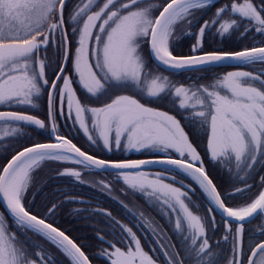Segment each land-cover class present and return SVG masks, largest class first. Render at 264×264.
Masks as SVG:
<instances>
[{
	"label": "snow or ice",
	"instance_id": "1",
	"mask_svg": "<svg viewBox=\"0 0 264 264\" xmlns=\"http://www.w3.org/2000/svg\"><path fill=\"white\" fill-rule=\"evenodd\" d=\"M67 0H0V105L27 104L35 108V99L41 95L42 87L48 89L50 124L56 143H36L19 151L0 171V198L7 210L15 217L21 230H34L70 258L71 264H91L88 256L63 231L33 215L24 203L32 173L46 160L75 162L86 168L101 170L115 169L117 175L132 188H150L163 196V203L173 212L179 211L175 227L181 230V218L187 225L192 250L196 256L207 255L211 246L206 238L205 222L190 211L185 199L190 198L180 188L136 171L151 164H169L191 176L207 197L209 219L214 223L212 209L224 214L225 230L233 240L232 257L228 264H243L245 222L256 216H264V190L244 206L230 207L225 200L251 188L245 182L244 188L233 192L225 191L223 196L203 165V159L185 131L181 120L167 112L146 106L131 95H116L110 102L99 107H86L77 96L73 83L89 97L107 95L114 88H130L141 96L159 99L175 97L177 107L188 113L193 127L206 130V147L214 162H227L245 175L254 168L258 159L264 158V69L257 73L230 71L207 86H172L168 77L155 76L149 79L142 55V45L147 42L153 58L166 69H198L210 64L233 60L244 65L264 63V47L245 48L240 51H202V40L207 29L218 24L217 34L226 35L237 31L241 24L237 19H225L228 12L247 21L243 35L250 28L264 34V3L256 5L253 0L221 6L210 21H204L195 34L196 43L191 45L193 55L177 56L170 50V41L179 39L174 35L179 24L191 27L195 12L212 6L213 0H161L158 6L141 0H97L99 10L90 11L93 0H87L83 7L71 14L78 33L76 47L69 48L68 31L65 27L64 9ZM102 3V6L99 4ZM158 11V15L154 14ZM78 17L80 18L78 20ZM184 30H181L183 34ZM188 35H193L191 32ZM59 36L58 62L51 84L45 78L46 62L40 59L41 52L47 57L50 40ZM51 66V62L48 63ZM71 68V75L68 68ZM59 82V83H58ZM53 93L60 104L61 114L65 106L67 113L79 123L86 135L89 128L85 123L87 112L92 128L111 150L119 149L122 140L128 150H148L160 153L164 159L112 161L98 159L81 151L72 140L56 135L57 125L51 111ZM178 102V103H177ZM0 121L24 122L45 129V121L23 112L0 111ZM9 127L2 135L18 132ZM91 140L92 136L88 135ZM94 143L96 141H93ZM180 158H169V151ZM190 157V160H189ZM199 165V167L197 166ZM61 175L80 180L81 172L65 169ZM264 184V177H261ZM56 205L48 211L53 213ZM110 215V213H107ZM238 226L233 230L231 223ZM134 242L127 251L113 246L105 252L111 264H156L145 252L140 239L132 228L122 226ZM229 237L224 236L227 240ZM246 264H264V242L249 248ZM34 257V258H33ZM43 253L30 252L14 233H10L0 221V264H44ZM170 264H183L178 254L169 257Z\"/></svg>",
	"mask_w": 264,
	"mask_h": 264
},
{
	"label": "trees",
	"instance_id": "2",
	"mask_svg": "<svg viewBox=\"0 0 264 264\" xmlns=\"http://www.w3.org/2000/svg\"><path fill=\"white\" fill-rule=\"evenodd\" d=\"M147 2L152 3L154 6H158L161 0H147ZM234 2L242 3L243 0H213L212 6L195 12V20L191 27L185 24H179L174 33L179 39L170 41V50H172L173 54L177 56L193 55L194 53L191 50V45L196 43L195 34L199 26L202 25L204 21L212 20L214 13L221 6L230 5ZM253 3L260 5L264 3V0H253ZM141 4L142 6H147L145 0H141ZM154 14L158 15V11ZM224 18L237 19L241 24V28L237 31H230V34L226 35L217 34L218 24L207 29L202 40V51H198L196 54L202 55L204 52L212 51L233 52L245 48L264 46V34L256 32L252 28L243 35L240 34L243 31V25L246 24L247 21L240 20L237 15L230 12L226 13ZM182 29L184 30L183 34H181ZM188 32H191L193 35H188ZM56 39L60 41L59 36H56ZM59 44L60 42L57 44V49ZM143 45L148 51V43L144 42ZM147 54L149 57L148 52ZM149 64L151 70L158 68L159 71L166 75L165 77H168L172 86H178V81L183 78V86L186 87L197 85L207 86L212 84L215 78L212 73L215 71L224 73V71L239 68L255 74L261 69H264V63L257 62L250 66L238 64L229 68L210 67L175 73L163 70L157 67L153 62ZM255 86L264 87L258 83ZM174 99L175 97H166L165 101L162 100L160 107L176 114L182 120L183 125L186 126L185 129L189 131L192 139L194 135H197L200 142H203L204 145L200 148L204 153L203 165L222 196L225 191L233 192L236 188H244L245 182L247 185H251V188L244 193H238L226 199L225 203L227 206H244L255 199L259 192L264 190V184L261 183L260 179L264 177V158L258 159V162L255 164L254 168L249 171L248 175H245L244 171L235 170L234 167L227 162L212 161L209 159L206 148V137L208 135L206 130L200 127H193L191 120L188 118V113L177 107V104L173 103ZM197 128L198 131H196ZM26 131L27 130H24L22 137L24 147L32 144V138ZM9 144H14V141L10 140ZM9 144L7 145L9 146ZM3 146L4 143H0V171L9 160L8 157L3 155ZM203 147H205L206 150H203ZM139 158L147 157L141 156ZM105 159L122 160L115 158ZM71 163L72 162L55 160L44 161L40 167L31 174L32 179L28 191L25 194L24 203L25 207L31 213L55 225L75 240L88 256L92 264H111L105 252L113 251V246L121 247L125 251H127L130 246H133L132 240L122 227L124 223H130L140 230L142 234H145L146 237L144 239L148 244V249H150L145 251L153 257L156 264H170L169 257L173 256L174 253L178 254V258L183 261V264L197 263V256L192 250L190 240L186 239L190 234L187 228H184V233L186 234L180 233L175 227L174 221L168 220L169 217L167 214L169 216L173 215L169 207H163L156 201L155 203L151 198L144 197V194L142 195L135 190L127 189L121 182L113 180L112 176H117V173L109 174V180L112 184H116L123 192L137 200L142 208L154 217L155 221L158 223V228L154 230L147 226L143 216L140 215L139 212L132 211L107 191L94 187L81 179L76 180L72 176L61 175L60 173L71 166ZM141 172L148 173L147 171ZM149 173H161L164 175L166 173H172L178 176V178L187 182L196 190L197 197L200 199V204L203 206H210L201 188L188 176L173 170H157ZM53 204L56 205V208L53 213H50L48 209ZM194 211L195 213L199 212L197 214L201 216L205 222L206 238L211 246L210 253L204 256H208V260L209 258L214 260L215 264H228V260L232 257L233 240L231 234L225 230L224 222L222 221L221 226L218 224L215 225L208 217H203L204 215L202 213H204V211L202 212L201 209H195ZM107 213H110V215ZM18 231L24 236V246L28 250L30 248L31 252L44 254V264H71L70 258L41 233L34 230H21V228H19ZM244 232V248L245 246L250 247L248 243L250 240H255L253 244L264 241V218L262 216H257L246 223ZM224 236H228L229 238L225 240L223 239ZM248 252L244 250V263ZM207 259L202 263L207 264ZM172 264H174V261Z\"/></svg>",
	"mask_w": 264,
	"mask_h": 264
},
{
	"label": "flooded vegetation",
	"instance_id": "3",
	"mask_svg": "<svg viewBox=\"0 0 264 264\" xmlns=\"http://www.w3.org/2000/svg\"><path fill=\"white\" fill-rule=\"evenodd\" d=\"M69 2H72V0H68V3ZM78 4H80V7H83L84 4H86V0H80L79 3H78V0H76V5H78ZM68 19H69L68 17H65V27L68 31L67 39H68L69 45L70 44L76 45L77 39L75 37L78 36V33L73 32L72 29L77 27V23L74 21L68 22ZM50 40H54V43H50V45H49L50 50H51L50 53L47 54V57H45L44 53L41 52L40 57H39L40 59H45V62H46L45 78H47L49 80V84H51L52 80L54 79V71L53 70L56 69V67H57V64H55V59H57V62H58L57 44L60 42L59 40L56 39V37H54V38L50 37ZM147 52L149 53V47H148V51H147L146 47L144 45H142V55L147 62L151 63L152 62L151 57H150V55H149V57L147 56L148 55ZM53 59H54V65L52 63ZM49 62H51L50 67L47 66ZM68 71L71 75H73V76L75 75L74 73H72V70L70 67L68 68ZM228 71H230V70H227L224 72H228ZM212 75L215 76V78L212 81V83H214L216 80L222 78V76L224 74L222 72L215 71L214 73H212ZM178 83H179L178 87L183 85V78L181 80H179ZM72 86L76 90L77 96L81 99V103L84 104L86 107L102 106L103 104L110 102V99L114 98V96H116V95H131V96H134L136 99L140 100L141 103H144L148 107H152V108L157 109V110H159V109L166 110L165 108L160 107V105L162 104V100H164V101L166 100V97H164V96H162L159 99H152V98H147L146 96H141V95L137 94V92H135L133 89H130V88H114L111 91H109L107 95L100 96V97H89L84 92V90L79 87L78 82L74 81ZM35 104H36L35 108L31 107L30 105H26V106L19 105V106H17V105H13V104L9 105V106H6V105L0 106V111L23 112L25 114L37 116L39 119L44 120L45 125H46L45 129H39L38 127H36L34 125L26 124L24 122L11 121V122H8L6 124L4 121H0V132L5 131L9 127L19 129L18 132L10 134L9 137L5 136V137H3V139H0V143H4V146L2 148L4 150V152H3L4 156L11 158V157H13V155L15 153H17L18 151H20L21 149L24 148L23 143H22V137L24 134V130H27L26 132L28 134H30V137L32 138V144L39 143V142H48V141H51L53 139V134L51 132V127H50L52 119H50V116H49L50 105H49V97H48V89L47 88L42 87L41 95L38 99H35ZM51 111L53 113L54 122L57 125L56 135L65 136L67 139L72 140L73 143H75L76 145L81 147L86 152H88L92 155H95L97 157L114 158L113 155H107L106 153H104L101 150V148L98 146V144H95L96 142H98V140L100 138L96 135V132L92 128V121L90 119L89 113L86 112L84 114V116H85V123L87 124V126L89 128L88 135L92 136L91 140L88 138V135H86L84 133V131L81 129L79 123L74 120L73 116L69 115L67 113L66 106L64 109V113L61 114L59 100H58V97L56 96L55 93H53V99L51 102ZM181 122H182V120H181ZM182 124H183V122H182ZM185 130L187 131L191 142L197 148V151L201 155L203 162H204V153L202 152V150H200V148H202V146L204 145L203 142H200L197 135H194V137L192 139L189 131L187 129H185ZM196 131H198V128L196 129ZM4 138H7V139H4ZM10 140H13L14 144H9ZM93 141H96V142L94 143ZM7 144H9V146ZM206 148L203 147V150L204 149L206 150ZM207 152H208V155L210 157V153L208 150H207ZM155 155H158V153H156ZM160 155H162V154H160ZM169 155L172 157L180 158L175 152H171V154H169ZM90 171L92 172V170H88V172H90ZM80 172L82 173L81 176L85 173V172H82L81 170H80ZM165 175H167V174H165ZM106 176H107V174H106ZM11 223H13V222H11ZM234 227H236V225H234ZM244 237H245V235H244ZM254 242H255V240L248 241L250 246H253ZM244 245H245V238H244ZM249 248L250 247L245 246L244 250L246 252H248ZM248 255H250V252H248ZM199 258H200V256L196 257L197 264H203L200 262ZM204 259H206V258H204ZM207 264H215V263H214V260L209 259ZM243 264H246V261H245V263L243 262Z\"/></svg>",
	"mask_w": 264,
	"mask_h": 264
},
{
	"label": "rangeland",
	"instance_id": "4",
	"mask_svg": "<svg viewBox=\"0 0 264 264\" xmlns=\"http://www.w3.org/2000/svg\"><path fill=\"white\" fill-rule=\"evenodd\" d=\"M79 1L80 0H78V3H79ZM86 3H87V0H86ZM96 4H97V0H93V6L90 7L91 8L90 11L99 10V7L95 6ZM99 6H102V3L99 4ZM79 7H80V4L76 5V0H72V2H69V3L66 2L65 9H64V20H65V17H68L69 18L68 22H72L70 16L75 11H77L79 9ZM79 19L80 18L78 17V20ZM74 22H76V21H74ZM77 37L78 36H76L75 38L77 39ZM76 46L77 45L70 44L69 48L71 50V49H74ZM48 49L49 50L47 51V54H49L51 51L50 47ZM52 63L54 65V59H53ZM148 63L149 62L146 61L147 69L151 72V76L149 77V79L154 78L155 76H161V77L166 76L161 71H159L158 68H154V70H151L150 64H148ZM55 64H57V59H55ZM230 71H244V69L236 68V69H232ZM230 71H228V72H230ZM226 73L227 72H224L223 74H226ZM175 87H178V86H175ZM147 98H150V97H147ZM13 105L26 106L27 104H13ZM0 106H3V105H0ZM2 133L3 132H0V139H3V137H5L2 135ZM9 136L10 135H7V137H9ZM4 139H7V138H4ZM95 144H98V146L101 148V150L104 153H106L107 155H113L115 159L132 160L135 158H139L141 156H143V157L160 156V153H158V155H155L156 153L148 151V150H140V151L128 150L126 147V141L125 140H122L121 147L119 149L113 147L111 150H108L104 146L103 141L101 139H99L98 142H96ZM171 152H174V151L170 150L169 154H171ZM83 171L85 172L84 173V180L86 182L94 185L95 187H99V188L107 191L108 193L113 195L114 198H116L119 202L123 203V205L127 206L132 211L139 212L140 215L143 216V219H144V221L148 227H151L154 230H156V228H158V223L155 221L154 217L151 214H149L148 212H146L145 209L142 208V206L137 202V200H135L134 198H131L128 194L124 193L123 190L119 186H116V184H108L109 183L108 177H104L103 175H101L99 173H93L91 171L88 172L87 169H84ZM147 174H148V177H147L148 179H156L157 176L155 174H159V176L162 178L163 183L170 184L173 187L180 188L181 191L186 192L187 196L190 198V200L185 199V203L188 204L190 211H192L194 215H198L197 213H199V212L195 213L194 210L195 209H197V210L201 209L202 212L204 211V213H202L204 215L203 217L209 218L208 208L210 206L208 207L206 205L203 206L202 204H200V199L197 197L196 190L191 185H189L187 182L181 180L180 178H178V176H176L172 173H167V175H164L161 173H149L148 172ZM112 178H113V180H117V181L121 182L123 185H125V187H127V189L129 188V189L137 191L139 194H142V195L144 194L143 195L144 197L149 198V199L151 198L152 200H154V202L156 201L157 203L161 204V206H163V207H169L168 205H165L163 203L164 198L160 193H158V192L154 193L153 190L150 188H145L143 190H141L140 188H132L128 183H126L118 175L112 176ZM212 215L215 216V221H214L215 225L218 224L219 226H221L223 220L219 217V215L213 209H212ZM167 216L169 217L168 220H172L175 223L176 218L182 217V214L179 211H176V212H173L172 216H169L168 214H167ZM0 221H3L5 223L6 229L10 233H14L16 235V237L21 242L24 243V236H22L19 231L15 230L16 224L14 223L13 220H11V218L8 217L7 213H5V211L2 209L1 206H0ZM11 221L13 222V225H12ZM125 225L127 227L132 228L133 232L136 233L137 238L140 239V241H141V246H142L143 250L144 251L150 250V249H148V244L146 243V240L144 239L146 237L145 234H142V232L140 230H138L136 227H134L130 223H124L123 226H125ZM184 228H187V225L185 224L184 220L181 218V230H179V232L184 233V231H185ZM184 234H186V233H184ZM157 235H159V234H157ZM29 251L31 252L30 248H29ZM261 255H263V254H261ZM207 257L208 256H204V255L201 256L199 258L200 262L201 263L204 262V260H205L204 258L207 259ZM48 262H50V261H48ZM195 264H197V263H195Z\"/></svg>",
	"mask_w": 264,
	"mask_h": 264
},
{
	"label": "water",
	"instance_id": "5",
	"mask_svg": "<svg viewBox=\"0 0 264 264\" xmlns=\"http://www.w3.org/2000/svg\"><path fill=\"white\" fill-rule=\"evenodd\" d=\"M261 47H264V46H261ZM150 54H151V58H152V60L158 65V66H160L161 68H163V69H165V70H168V71H171V72H184V71H191V70H198V69H203V68H208V67H225V66H233V65H236V64H239L240 62H238V61H233V60H227V61H223L222 63H220V64H210V65H206V66H203V67H201V68H198V69H184V70H179V71H177V70H173V69H166L163 65H161V64H159L154 58H153V56H152V53H151V51H150ZM161 111V110H160ZM163 112H167V111H163ZM167 113H169V112H167ZM170 115H173V116H175L174 114H172V113H169ZM176 117V116H175ZM177 118V117H176ZM178 119V118H177ZM57 141L53 138V141L52 142H46V143H56ZM29 147H31V146H29ZM22 151V150H21ZM81 151H83V150H81ZM84 152V151H83ZM90 155V154H89ZM91 156H93V155H91ZM98 158V157H97ZM165 157H163V158H157V159H164ZM170 158V157H169ZM98 159H101V158H98ZM173 159H178V158H173ZM11 160V159H10ZM9 160V161H10ZM8 161V162H9ZM8 164V163H7ZM7 164L5 165V166H7ZM198 166V165H197ZM199 167V166H198ZM167 168H169V169H175V170H177L173 165H169V164H151V165H148V166H146V167H142V168H140V169H138V170H136V171H141V170H156V169H167ZM98 170H101V169H98ZM102 171H104V172H117V170H115V169H108V170H102ZM0 202H1V204H2V206H3V208L8 212V213H10L8 210H7V205L5 204V202H4V200L2 199V198H0ZM216 211H217V213L223 218V216H224V214L222 213V212H220L219 211V209H216ZM11 214V213H10ZM12 215V214H11ZM34 215V214H33ZM255 218V217H254ZM252 220V219H251ZM47 222V221H46ZM246 222H248V221H246ZM245 222V223H246ZM47 223H49V222H47ZM230 223H235L234 221H232V222H230ZM54 226V225H53ZM54 227H56V226H54ZM61 230V229H60ZM62 231V230H61ZM65 233V232H64ZM65 235H67L66 233H65ZM68 236V235H67ZM72 241H74L75 242V240H73L70 236H68ZM76 243V242H75ZM77 244V243H76ZM78 245V244H77ZM79 246V245H78ZM80 247V246H79ZM81 248V247H80ZM82 250V249H81ZM83 251V250H82ZM84 252V251H83ZM90 261V260H89ZM91 262V261H90ZM92 264V263H91Z\"/></svg>",
	"mask_w": 264,
	"mask_h": 264
}]
</instances>
